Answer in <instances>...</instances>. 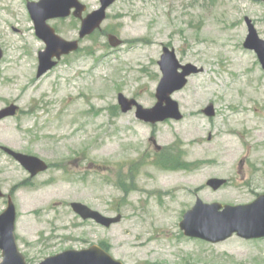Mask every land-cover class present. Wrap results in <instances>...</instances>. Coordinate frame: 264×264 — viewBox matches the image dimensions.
Instances as JSON below:
<instances>
[{
  "label": "rangeland",
  "instance_id": "obj_1",
  "mask_svg": "<svg viewBox=\"0 0 264 264\" xmlns=\"http://www.w3.org/2000/svg\"><path fill=\"white\" fill-rule=\"evenodd\" d=\"M80 2L84 17L101 7L100 0ZM27 4L0 0V110L19 106L16 117L0 121V187L16 205V237L28 262L101 245L123 264H264V240L211 244L180 228L198 199L240 206L264 194V70L244 47L246 18L264 40V3L118 0L102 28L40 79L46 45ZM48 24L68 41L79 39L80 19ZM109 35L122 44L112 47ZM164 46L204 71L172 95L183 119L151 125L135 110L123 113L118 96L156 105ZM210 105L214 117L203 113ZM2 147L39 157L49 169L31 178ZM171 156L189 169L161 165H172ZM211 179L227 184L215 191ZM73 202L122 221L110 228L84 221ZM6 207L0 199V214Z\"/></svg>",
  "mask_w": 264,
  "mask_h": 264
},
{
  "label": "water",
  "instance_id": "obj_2",
  "mask_svg": "<svg viewBox=\"0 0 264 264\" xmlns=\"http://www.w3.org/2000/svg\"><path fill=\"white\" fill-rule=\"evenodd\" d=\"M118 0H100L101 7L84 17L87 11L86 5L79 0H40L28 2V11L34 22L36 35L44 41L46 49L39 53V66L37 79L42 78L58 65L63 56L70 55L79 50L80 41L90 37L102 28L107 19L108 9ZM264 3V0H256ZM75 10V11H73ZM74 16L81 20L79 39L68 41L57 34L56 29L48 24L53 19H66ZM248 26V36L244 47L254 51L264 70V40L256 30L253 21L245 19ZM109 43L112 47L122 44V41L114 35H109ZM3 51L0 48V60ZM162 79L159 82L156 98L157 103L152 108H144L135 99H129L124 94L118 96V104L123 113L135 110L138 120L157 124L167 120L183 119L180 106L172 95L183 90L191 76L204 71L194 64H182L173 48L163 47V53L159 61ZM19 107L11 104L0 110V121L17 116ZM204 114L214 117L216 112L213 105L204 109ZM4 153L18 162L31 176L35 178L49 169L46 161L39 157L17 152L8 147L1 148ZM227 184L225 179H211L207 185L217 191ZM7 197L6 209L0 214V251L2 261L0 264H32L27 262L19 249L16 238L17 210L11 195L6 196L0 187V199ZM73 212L83 220H91L96 224L110 228L122 221V215L108 217L80 202L71 203ZM180 228L185 236L204 240L217 244L224 242L234 235L245 240L264 239V194L260 195L250 204L240 206H223L219 203L205 204L200 199L195 206L186 212L180 223ZM39 264H123L116 260L109 252L98 245L81 250H66L54 256L47 257Z\"/></svg>",
  "mask_w": 264,
  "mask_h": 264
},
{
  "label": "trees",
  "instance_id": "obj_3",
  "mask_svg": "<svg viewBox=\"0 0 264 264\" xmlns=\"http://www.w3.org/2000/svg\"><path fill=\"white\" fill-rule=\"evenodd\" d=\"M169 159H171V160L174 159L173 161H175V162L171 165V163L168 160L167 161H162L161 165H163L166 168L171 167V168H177V169H189V165L181 162L180 159H178L177 157L171 156ZM165 162L170 164V165L166 164ZM104 249H106V248H104Z\"/></svg>",
  "mask_w": 264,
  "mask_h": 264
},
{
  "label": "flooded vegetation",
  "instance_id": "obj_4",
  "mask_svg": "<svg viewBox=\"0 0 264 264\" xmlns=\"http://www.w3.org/2000/svg\"><path fill=\"white\" fill-rule=\"evenodd\" d=\"M99 246H101V245H99ZM102 247V246H101ZM103 248V247H102Z\"/></svg>",
  "mask_w": 264,
  "mask_h": 264
}]
</instances>
